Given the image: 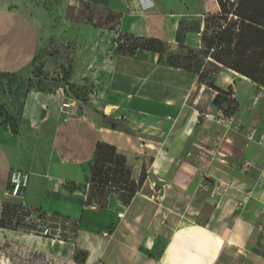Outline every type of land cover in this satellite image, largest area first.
I'll list each match as a JSON object with an SVG mask.
<instances>
[{
    "label": "crops",
    "instance_id": "0c3cea01",
    "mask_svg": "<svg viewBox=\"0 0 264 264\" xmlns=\"http://www.w3.org/2000/svg\"><path fill=\"white\" fill-rule=\"evenodd\" d=\"M121 1L123 35L201 48L211 14L204 0L164 12L158 0L145 12L140 0ZM41 45L32 19L0 11V74L32 77ZM214 87L138 50L115 58L97 94L68 121L60 89L0 97L18 119L12 132L0 114V220L10 172L19 170L30 181L24 199L14 200L73 223L84 264H264V88L228 69ZM217 90H231L233 124L205 117L219 109ZM98 143L125 157L133 181L143 180L129 204L89 201ZM245 162L252 167L241 172ZM216 185L224 192L212 196Z\"/></svg>",
    "mask_w": 264,
    "mask_h": 264
},
{
    "label": "rangeland",
    "instance_id": "374dc122",
    "mask_svg": "<svg viewBox=\"0 0 264 264\" xmlns=\"http://www.w3.org/2000/svg\"><path fill=\"white\" fill-rule=\"evenodd\" d=\"M158 1L163 3L160 9L164 12L176 8L177 1L188 7L197 0ZM121 3V0H0V11H16L29 17L37 24L42 37L32 77L26 80L8 79V82L0 80V97L60 89L64 97H74L73 91L80 100L89 103L110 74L115 58L131 51L135 45L144 44L120 32V13L117 9L121 8ZM219 13L218 8L217 15ZM220 25L224 26L223 23L212 21L207 37L211 38L219 32ZM156 48L162 51L166 60L194 58L192 63L195 66L201 64L200 69L206 80H212L218 74L219 69L207 62L201 49L178 45ZM73 101L77 109L82 104L75 99ZM110 186L115 189L90 185L93 204L104 206L111 196L123 202L126 200L127 193L123 192L125 184L120 182ZM32 214L48 220L52 227L59 223L41 211L23 207L10 211L1 220L3 226L0 224V264H80L82 256L74 250L73 242H60L36 232L38 227L35 222L26 219ZM68 228L72 232L76 231L73 223Z\"/></svg>",
    "mask_w": 264,
    "mask_h": 264
},
{
    "label": "trees",
    "instance_id": "16d2710c",
    "mask_svg": "<svg viewBox=\"0 0 264 264\" xmlns=\"http://www.w3.org/2000/svg\"><path fill=\"white\" fill-rule=\"evenodd\" d=\"M208 12L206 16L205 28L201 36V54L205 56L207 62L214 65L219 70H231L264 88V0H206ZM218 8L220 13L217 15ZM212 21H218L220 25L219 32L213 37H207V30ZM129 38H134L141 43L133 46L132 50L121 55L133 56L138 50H145L153 53H158L162 56V51L156 46L164 44L154 39L136 38L124 35ZM193 59H165L166 63L173 67H178L188 71H192L199 76V81L208 88L216 90L214 82L216 76L212 80H206L202 75L201 64L195 66L192 63ZM184 62L186 64H184ZM219 72V71H218ZM10 79L19 80L11 75L0 74V80ZM2 83V81H0ZM70 88L68 89V93ZM213 105L216 108L222 109L230 115H235L237 104L228 99L231 95V90L221 92L219 90ZM71 99L84 103L72 91ZM81 104V105H82ZM2 107L0 114L2 115L5 124L10 126L12 132H16L18 119L6 111ZM106 165H108L106 167ZM140 184L131 179V170L127 167L124 156L119 155L116 149L104 143H98L95 149V157L91 171L90 185H101L106 189L114 187L110 186L113 183L125 184L123 192L127 193L124 204H129L135 194L138 192ZM89 201L92 202L89 194ZM105 206V205H104ZM101 206V207H104ZM21 203L14 199L6 200L2 210L1 220L4 216L14 209L21 208ZM0 220L1 226H3ZM81 253L80 264H84L86 254ZM77 261V259H75Z\"/></svg>",
    "mask_w": 264,
    "mask_h": 264
},
{
    "label": "built area",
    "instance_id": "2783aa9c",
    "mask_svg": "<svg viewBox=\"0 0 264 264\" xmlns=\"http://www.w3.org/2000/svg\"><path fill=\"white\" fill-rule=\"evenodd\" d=\"M140 3L143 11H150L154 8L153 0H140ZM260 97L261 94L259 93L254 98V105L258 102ZM77 111V105L71 98L68 97H65V100L61 102L59 106V112L64 115L65 121H68L69 119H71V117L76 115ZM205 117L217 123L230 125L234 122V116L230 115L222 109H215L213 112L207 113ZM251 167V162H245L241 167V172H247L251 169ZM29 181L30 175L28 173L19 170H12L9 176L8 187L4 192L5 200H23L24 192L29 186ZM223 192V187L221 185H216L212 191V196L220 195ZM21 206L24 208L23 203L21 204ZM26 219L29 221H34L38 227V231L36 232L41 233V235L46 238L57 239L58 241L63 242L67 240L72 241L74 239V236L76 235V231L72 232L69 230L68 227L70 226V223L68 221H59V223H56L55 227H52V225L48 223V220L39 217L38 215L32 214Z\"/></svg>",
    "mask_w": 264,
    "mask_h": 264
}]
</instances>
